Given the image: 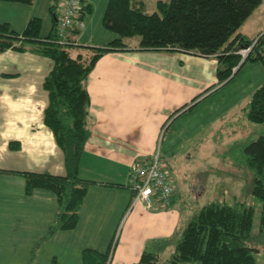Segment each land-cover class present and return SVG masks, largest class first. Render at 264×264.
I'll use <instances>...</instances> for the list:
<instances>
[{
  "label": "crops",
  "instance_id": "obj_1",
  "mask_svg": "<svg viewBox=\"0 0 264 264\" xmlns=\"http://www.w3.org/2000/svg\"><path fill=\"white\" fill-rule=\"evenodd\" d=\"M90 3L93 12L84 19L77 42L101 48L117 36L103 27L104 14L100 26L94 23L96 8L94 1ZM20 20H11L18 32L29 21L17 26ZM240 32L254 40L264 30L256 38L258 32H245L244 26ZM53 67L52 60L30 52L10 50L0 55V205L11 222L44 229L29 256L47 238L59 207L50 192L26 196L18 173L66 175L64 154L45 125L49 94L44 82ZM217 67L215 59L135 48L110 52L99 60L86 85L91 98L90 138L80 164V177L94 184L78 227L65 232L71 245L78 239L77 231L99 239L92 245L109 247L128 216L109 264H137L151 241L171 238L178 231L183 215L176 208L175 188L171 209L149 211L137 203L128 213L133 201L130 171L135 163L152 162L158 151L161 161H171L189 148L215 149V143L229 147L240 142L233 136L240 131L241 103L264 82V66L247 65L228 85L211 90L218 83ZM13 143L18 150L10 148Z\"/></svg>",
  "mask_w": 264,
  "mask_h": 264
},
{
  "label": "trees",
  "instance_id": "obj_2",
  "mask_svg": "<svg viewBox=\"0 0 264 264\" xmlns=\"http://www.w3.org/2000/svg\"><path fill=\"white\" fill-rule=\"evenodd\" d=\"M34 1L0 0L25 6H32ZM53 1L49 9L52 27L47 35L42 34L44 21L41 18H31L22 32L12 29L9 23L0 24V55L10 50L30 52L54 63L44 82L49 94L45 125L53 132L65 158L66 175L63 177L49 173H18L24 179L26 196L47 191L56 198L59 207L47 238L33 248L27 264L36 262L40 248L52 235L74 231L79 225L81 208L94 184L80 177L81 160L90 138L91 98L86 85L104 55L135 48L215 59L218 83L211 90L218 85H228L247 65L264 66L263 34L256 38L259 39L257 45L242 65V57L238 54L256 40L244 37L240 31L263 0H171L170 3L159 0L158 13L151 15L145 12L143 0H109L102 24L117 38L101 48L79 45L77 39L82 29L73 28L65 39L61 38L58 22L66 0ZM81 4L78 19L84 22L92 14L93 7L88 0H81ZM136 39L138 43L131 45ZM243 111L247 112L250 123L264 125V82L250 96ZM237 144L240 142L234 145ZM10 148L18 150L19 146L13 143ZM242 148L245 167L254 174L253 196L262 203L261 231L264 235V134ZM173 201L172 198V206ZM253 219L254 210L243 205L210 203L204 206L181 232L175 253L165 264H257L249 245ZM178 234L179 231L171 238L150 242L137 264H159L161 255ZM113 247L112 243L104 252L85 249L82 263L109 264Z\"/></svg>",
  "mask_w": 264,
  "mask_h": 264
},
{
  "label": "rangeland",
  "instance_id": "obj_3",
  "mask_svg": "<svg viewBox=\"0 0 264 264\" xmlns=\"http://www.w3.org/2000/svg\"><path fill=\"white\" fill-rule=\"evenodd\" d=\"M88 1H94L96 12L93 19H95L94 23L100 26L108 0ZM158 1L143 0L145 12L150 15L158 13ZM162 1L170 3L171 0ZM53 3V0H35L32 6H25L0 2V23L9 22L11 26V20L18 21L21 19L22 21L16 23L17 26H20L25 19L41 18L44 21L42 34L43 36L47 35L52 25L49 9ZM263 30L264 0L244 24L245 32L253 34L258 32L253 38L259 36ZM137 43L138 40L136 39L131 45ZM73 54L75 55V52ZM248 100L241 103L239 112L240 131L238 135L233 136V139L240 140V144L228 147L215 143V149L189 148L177 153V156L171 161L162 160L171 183L176 189V208L182 211L183 216L177 229L179 234L166 252L161 255L159 264L167 263L175 253L176 242H178L181 232L186 228L191 218L210 203L229 206L243 205L254 210L253 229L249 245L253 249L257 264H264V235L261 231L262 203L253 196L254 174L245 167L242 148L243 145H248L264 134V125H255L248 121L247 112L243 111ZM129 212H131V205L128 209ZM127 217L118 227L113 239L112 237L110 239V245L113 243L114 249ZM9 219L6 208L0 205V264H27L26 260L30 257L29 251L38 237L43 235L44 229H35L37 226L30 225L28 222H11ZM75 234L78 239L71 245L67 240L69 234L60 232L56 238L39 250L34 264H83L81 257L85 249L91 248L99 252L108 249L104 245H92L93 240L99 241V239H93L91 232L85 236H82L80 232L77 233V231Z\"/></svg>",
  "mask_w": 264,
  "mask_h": 264
},
{
  "label": "built area",
  "instance_id": "obj_4",
  "mask_svg": "<svg viewBox=\"0 0 264 264\" xmlns=\"http://www.w3.org/2000/svg\"><path fill=\"white\" fill-rule=\"evenodd\" d=\"M81 9V0H66L63 14L58 22V33L61 38L65 39L73 28L84 29L85 23L78 19ZM258 41L259 39H256L253 45L238 52L242 57L241 65L252 53ZM129 189L133 193L131 211L137 203H141L149 211L171 209L174 187L162 164L159 151L152 162H138L131 167Z\"/></svg>",
  "mask_w": 264,
  "mask_h": 264
}]
</instances>
